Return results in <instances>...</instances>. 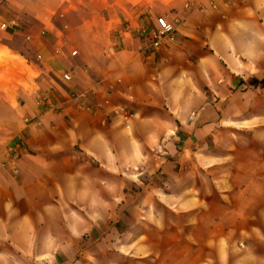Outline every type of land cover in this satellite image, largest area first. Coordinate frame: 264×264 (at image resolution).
<instances>
[{"label":"crops","instance_id":"crops-1","mask_svg":"<svg viewBox=\"0 0 264 264\" xmlns=\"http://www.w3.org/2000/svg\"><path fill=\"white\" fill-rule=\"evenodd\" d=\"M73 1L0 0V264H264V0Z\"/></svg>","mask_w":264,"mask_h":264},{"label":"rangeland","instance_id":"rangeland-1","mask_svg":"<svg viewBox=\"0 0 264 264\" xmlns=\"http://www.w3.org/2000/svg\"><path fill=\"white\" fill-rule=\"evenodd\" d=\"M114 1L116 2L113 5L114 10H111V8L109 10L104 8L102 9L101 16L105 17L106 19L115 20L116 23L118 22L122 25L128 23L124 19L123 14L124 0ZM26 6L27 4H25V7ZM69 6L71 9L69 10L67 17L63 19V26L68 28H73L80 24L82 17L87 18L91 16L92 11H96V4L94 0H83V4H79L78 6H76L75 1H73V3L69 4ZM11 14L12 16H15L16 13ZM11 14L9 15L11 16ZM18 16V22L21 26H28L30 24L26 15L24 16L19 14ZM70 38L74 45H77V47L82 48L84 45H86L87 41H85L86 39L82 36H70ZM15 43L20 47L26 45L25 38H19ZM20 52L23 54V57H20L16 52L9 50L7 47H2L0 50V81L2 80L5 90L8 89L11 91L16 86L19 88L28 89L29 85L27 82L33 80L35 76H37L38 62L36 61L34 53H27L24 51V49ZM37 79H40V76ZM248 138L245 137L244 139L246 140Z\"/></svg>","mask_w":264,"mask_h":264},{"label":"built area","instance_id":"built-area-1","mask_svg":"<svg viewBox=\"0 0 264 264\" xmlns=\"http://www.w3.org/2000/svg\"><path fill=\"white\" fill-rule=\"evenodd\" d=\"M175 26L173 23H170L167 18L157 17L156 18V29L150 35V45L152 48H159L164 42L172 43L175 41ZM26 41H30L31 37L26 36ZM72 55H76V52L73 51ZM36 61L40 62L42 60V55L37 53L35 55ZM72 76L69 73L63 75L62 80L64 82L71 81ZM77 98V97H75Z\"/></svg>","mask_w":264,"mask_h":264}]
</instances>
